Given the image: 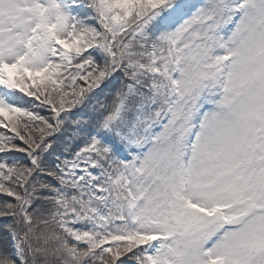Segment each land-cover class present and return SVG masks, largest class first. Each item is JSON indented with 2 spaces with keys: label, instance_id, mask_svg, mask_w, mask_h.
<instances>
[{
  "label": "snow or ice",
  "instance_id": "snow-or-ice-1",
  "mask_svg": "<svg viewBox=\"0 0 264 264\" xmlns=\"http://www.w3.org/2000/svg\"><path fill=\"white\" fill-rule=\"evenodd\" d=\"M0 264H264V0H0Z\"/></svg>",
  "mask_w": 264,
  "mask_h": 264
}]
</instances>
